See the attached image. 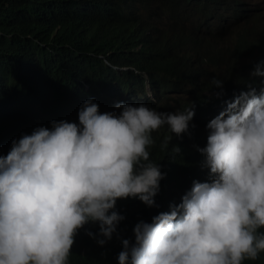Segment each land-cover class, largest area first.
<instances>
[{"label":"clouds","instance_id":"1","mask_svg":"<svg viewBox=\"0 0 264 264\" xmlns=\"http://www.w3.org/2000/svg\"><path fill=\"white\" fill-rule=\"evenodd\" d=\"M241 1L248 9L240 18L262 22L264 0ZM116 10L147 15L141 3ZM227 23L202 30L212 47L234 41L236 30ZM221 29L230 33L225 41L217 39ZM244 56L252 59L236 65L234 76L206 73L185 85L183 100L216 103L207 119L191 103L158 110L178 97L175 89L153 90L144 73L105 58L109 71L102 77L126 79L110 84L101 77L96 86L78 72L71 115L51 118L49 106L36 99L32 113L41 119L31 118L36 125L0 155V264H70L77 235L89 223L96 228L81 246L87 264L257 260L264 253V54L254 49ZM128 70L136 76L122 74ZM160 131L166 140L157 155Z\"/></svg>","mask_w":264,"mask_h":264},{"label":"trees","instance_id":"2","mask_svg":"<svg viewBox=\"0 0 264 264\" xmlns=\"http://www.w3.org/2000/svg\"><path fill=\"white\" fill-rule=\"evenodd\" d=\"M141 3L147 15H128L114 6L130 9ZM241 0H0V155L10 149L9 141L19 139L32 119L35 101L49 106L51 118L60 119L72 114L69 94L78 72L93 77L96 86L109 69L104 58L115 68L131 67L144 73L151 88L175 89V99H167L156 108L161 111L172 106L191 105L198 118L207 119L215 108L213 101L187 102L185 85L199 76L210 73L225 80L234 76L235 67L243 55L254 49L264 54V24L254 19L243 20ZM226 4V5H225ZM165 8L166 11H163ZM230 8V15L223 11ZM222 11L219 12V11ZM166 15L170 22L163 20ZM197 15L204 26H195ZM228 23L236 30L235 39L226 48L212 47L202 36V30L215 32L220 25L212 20ZM167 26L171 34L164 33ZM115 27L117 30L112 29ZM213 27V28H211ZM177 28H192L194 36H183ZM222 28L224 25L222 24ZM191 46V47H190ZM203 50V52H201ZM123 75L136 76L132 70ZM102 79L119 84L126 76L112 74ZM196 89L205 90L202 85ZM100 91L101 89L98 88ZM32 118V119H31ZM27 120V122H26ZM165 131L155 134V154H162ZM12 142V141H11ZM181 179V168H175ZM129 200H127L128 202ZM96 226L89 223L76 238L70 264H87L81 246L87 232ZM113 242H119L117 237ZM245 264H264V253Z\"/></svg>","mask_w":264,"mask_h":264},{"label":"rangeland","instance_id":"3","mask_svg":"<svg viewBox=\"0 0 264 264\" xmlns=\"http://www.w3.org/2000/svg\"><path fill=\"white\" fill-rule=\"evenodd\" d=\"M225 5H226V4H225ZM162 9H163V11H166L165 8H162ZM219 12L222 13L221 10H220ZM230 14H231V13H230V8H228V9H226V10L223 11V16H222V17H225V16L230 15ZM163 20H164L165 22H167V23L170 22L169 18H168L166 15H164ZM219 20H221V19H219V17H218V21H217V20H212V21H211V22H212V25L214 26L215 24H219ZM225 21H227V20H225ZM190 22H193V24H194L195 26H197V25L204 26V22H203V21H202L197 15L194 16L193 21L189 20V21L187 22V26H189ZM262 23L264 24V19L262 20ZM225 25H226V26H229L228 23L225 24ZM211 28H213V27H211ZM229 35H230V33H229L228 31H226V30H224V29H221V30H219V32H218V34H217V39H220V40H222V41H225V40H227V39L229 38ZM257 54H258V52H256V56H257ZM251 59H252V58H251ZM251 59H249V58H247L246 56H244V57L240 60V62H239L238 64L246 65V64L249 63V61H251Z\"/></svg>","mask_w":264,"mask_h":264},{"label":"bare ground","instance_id":"4","mask_svg":"<svg viewBox=\"0 0 264 264\" xmlns=\"http://www.w3.org/2000/svg\"><path fill=\"white\" fill-rule=\"evenodd\" d=\"M142 95H141V86L140 87H137V98H140ZM11 141H9V145L11 144ZM11 146V145H10Z\"/></svg>","mask_w":264,"mask_h":264}]
</instances>
